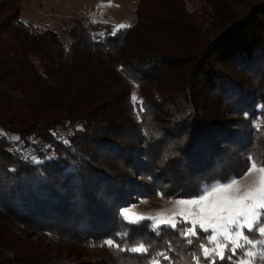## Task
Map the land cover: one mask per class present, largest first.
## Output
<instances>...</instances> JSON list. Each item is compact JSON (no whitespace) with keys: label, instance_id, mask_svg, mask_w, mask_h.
Instances as JSON below:
<instances>
[{"label":"trees","instance_id":"1","mask_svg":"<svg viewBox=\"0 0 264 264\" xmlns=\"http://www.w3.org/2000/svg\"><path fill=\"white\" fill-rule=\"evenodd\" d=\"M187 1L138 0L117 32L75 19L65 45L0 0V264H185L198 245L121 209L264 164V0H191L204 15ZM123 78L141 88L138 118Z\"/></svg>","mask_w":264,"mask_h":264},{"label":"snow or ice","instance_id":"2","mask_svg":"<svg viewBox=\"0 0 264 264\" xmlns=\"http://www.w3.org/2000/svg\"><path fill=\"white\" fill-rule=\"evenodd\" d=\"M254 173H259L257 180L242 183V179L246 180ZM242 179L233 178L226 184L217 182L211 190L206 186L207 195L199 199L175 201V204L186 207L170 216L167 212L158 213L153 230H160L162 225L169 226L178 230L189 245H198L200 251L193 252L185 264H217V258L232 260L238 251L242 258L236 264H257V257L259 264H264V250L255 252L258 244L264 245V164L258 165L252 160ZM124 215L127 217L128 213ZM106 243L112 246L114 242L109 240ZM129 250L133 253L148 251L143 244ZM161 258L169 260L167 255L159 253L152 264H160Z\"/></svg>","mask_w":264,"mask_h":264},{"label":"rangeland","instance_id":"3","mask_svg":"<svg viewBox=\"0 0 264 264\" xmlns=\"http://www.w3.org/2000/svg\"><path fill=\"white\" fill-rule=\"evenodd\" d=\"M137 2L138 0H22V20L25 23L34 25L38 29L48 27L55 28L62 42L68 45L70 39H68L61 30L70 27L73 20L83 18L86 23L108 24L112 26L115 32L119 28H122L121 26L126 27L134 23V9ZM186 7L189 12L204 15L202 4L199 2L188 0L186 2ZM122 84L126 85L130 91L131 101L135 106L134 117L138 118V107L143 101L141 97V88L124 78ZM133 96L136 98L135 101H133ZM258 108L260 112L253 121V126L255 127L264 123V114H261L263 107L259 106ZM64 132V129H59L58 133L64 135ZM251 163L252 162H249V168L251 167ZM258 176L259 173H254L244 180L242 179L244 177L243 174L242 177L237 179H242V183L249 184L257 180ZM227 182L220 184H226ZM215 184L217 183L207 187L211 190V186ZM205 187L199 196L192 198H164L159 195L152 199H137L134 203L121 209L120 213L128 222L137 221L136 223H138L147 220L153 225L154 219L157 217L158 213L167 212L170 216L173 212H178L186 207L175 204V201L199 199L202 195H207V192L204 191ZM125 212L128 213L127 217L124 215ZM141 216L144 217V219H140ZM3 224L16 236L22 238L30 237L32 240L38 239L40 242H43V244L49 245L51 253L53 254H62L65 252L64 247L53 242L48 236L39 234L33 236L34 234L30 231L26 233L25 231L23 232L21 228L10 223ZM261 250H264V245L258 244L255 248V252L259 253ZM257 264H259L258 257Z\"/></svg>","mask_w":264,"mask_h":264},{"label":"built area","instance_id":"4","mask_svg":"<svg viewBox=\"0 0 264 264\" xmlns=\"http://www.w3.org/2000/svg\"><path fill=\"white\" fill-rule=\"evenodd\" d=\"M118 30H116L115 32H117Z\"/></svg>","mask_w":264,"mask_h":264}]
</instances>
